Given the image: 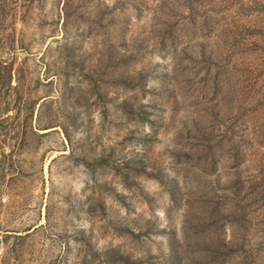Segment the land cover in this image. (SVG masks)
Returning a JSON list of instances; mask_svg holds the SVG:
<instances>
[{"label":"rangeland","instance_id":"rangeland-1","mask_svg":"<svg viewBox=\"0 0 264 264\" xmlns=\"http://www.w3.org/2000/svg\"><path fill=\"white\" fill-rule=\"evenodd\" d=\"M0 264H264V0H0Z\"/></svg>","mask_w":264,"mask_h":264}]
</instances>
